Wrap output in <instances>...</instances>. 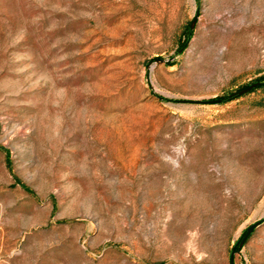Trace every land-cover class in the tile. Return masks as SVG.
Returning <instances> with one entry per match:
<instances>
[{"label": "rangeland", "instance_id": "obj_1", "mask_svg": "<svg viewBox=\"0 0 264 264\" xmlns=\"http://www.w3.org/2000/svg\"><path fill=\"white\" fill-rule=\"evenodd\" d=\"M260 81L264 0H0V264H264Z\"/></svg>", "mask_w": 264, "mask_h": 264}, {"label": "water", "instance_id": "obj_2", "mask_svg": "<svg viewBox=\"0 0 264 264\" xmlns=\"http://www.w3.org/2000/svg\"><path fill=\"white\" fill-rule=\"evenodd\" d=\"M197 18H198V14H196V16H195V18H194V20H193V22H192V24H191V29H193V27H194V24L196 23V21H197ZM255 86H257V84H252L251 86H249V87H247V88H245V89H243V90H241V91H239V95H242V94H244V93H246L247 91H249L250 89H252V88H254ZM264 222V218L263 219H261V220H259L258 222H256V223H254V224H252L251 226H249L248 228H247V230H246V233H245V235H244V237H243V239L240 241V245H242L243 244V242L245 241V239L257 228V227H259L262 223ZM231 262H232V264H233V254L231 255Z\"/></svg>", "mask_w": 264, "mask_h": 264}, {"label": "trees", "instance_id": "obj_3", "mask_svg": "<svg viewBox=\"0 0 264 264\" xmlns=\"http://www.w3.org/2000/svg\"><path fill=\"white\" fill-rule=\"evenodd\" d=\"M255 84H257L256 88L263 87V86H264V81H260V82H257V83H255ZM256 88H255V89H256ZM238 93H239V92H237V93H233V94H229V95L224 96V97H221V98L212 99V100H207V101H205V102H206V103H214V102H224V101H227V100H232V99H234V98L237 97ZM235 247H236L237 249H239V248H240V244L237 243V244L235 245Z\"/></svg>", "mask_w": 264, "mask_h": 264}]
</instances>
